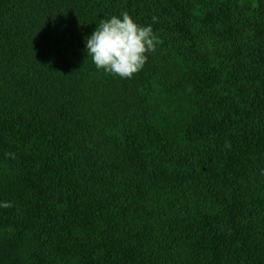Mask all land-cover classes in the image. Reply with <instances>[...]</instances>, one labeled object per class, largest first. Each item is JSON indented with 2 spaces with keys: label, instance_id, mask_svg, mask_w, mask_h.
Wrapping results in <instances>:
<instances>
[{
  "label": "trees",
  "instance_id": "trees-1",
  "mask_svg": "<svg viewBox=\"0 0 264 264\" xmlns=\"http://www.w3.org/2000/svg\"><path fill=\"white\" fill-rule=\"evenodd\" d=\"M125 11L131 79L85 47ZM262 173L264 0H0V264H264Z\"/></svg>",
  "mask_w": 264,
  "mask_h": 264
},
{
  "label": "clouds",
  "instance_id": "clouds-1",
  "mask_svg": "<svg viewBox=\"0 0 264 264\" xmlns=\"http://www.w3.org/2000/svg\"><path fill=\"white\" fill-rule=\"evenodd\" d=\"M153 22L156 18L153 17ZM162 43L151 24L137 23L128 12L101 19L92 34L85 39L87 56L98 70L121 79H131L141 71L148 54ZM14 158L13 153H5ZM264 174V173H262ZM0 207L11 208V202H0Z\"/></svg>",
  "mask_w": 264,
  "mask_h": 264
},
{
  "label": "rangeland",
  "instance_id": "rangeland-1",
  "mask_svg": "<svg viewBox=\"0 0 264 264\" xmlns=\"http://www.w3.org/2000/svg\"><path fill=\"white\" fill-rule=\"evenodd\" d=\"M257 4V2L255 3ZM23 235L22 226H9L0 224V236L14 242H18Z\"/></svg>",
  "mask_w": 264,
  "mask_h": 264
}]
</instances>
